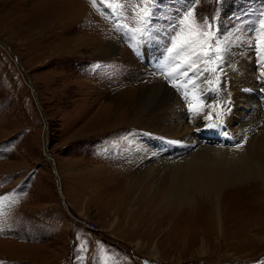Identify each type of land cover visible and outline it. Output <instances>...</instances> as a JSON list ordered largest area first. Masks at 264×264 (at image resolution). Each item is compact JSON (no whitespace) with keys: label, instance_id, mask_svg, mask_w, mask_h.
<instances>
[{"label":"rangeland","instance_id":"1","mask_svg":"<svg viewBox=\"0 0 264 264\" xmlns=\"http://www.w3.org/2000/svg\"><path fill=\"white\" fill-rule=\"evenodd\" d=\"M49 1L0 0V264H264V241L247 238L255 229L264 236L256 184L222 192L219 232L199 198L194 207L169 211L160 202L146 212L143 204L158 190L128 182L127 174L145 168L149 137L124 123L104 133L97 129L114 115L108 94L136 83L168 85L165 76L146 71V62L176 49L213 85L212 92L193 93L195 99L211 98L217 102L212 111L220 106L224 114L237 48L251 51L254 69L264 57V0H152L145 21L137 15L145 7L140 0H117L120 8L109 6L112 0L96 7L91 0H65L81 11L68 33L42 40L22 31L27 12L20 7L46 11L58 0ZM193 19L212 25L209 46L184 43ZM173 78L179 87L189 82L179 69ZM176 97L181 100V93ZM122 109L116 108L115 121ZM198 121L194 127L201 130Z\"/></svg>","mask_w":264,"mask_h":264},{"label":"bare ground","instance_id":"2","mask_svg":"<svg viewBox=\"0 0 264 264\" xmlns=\"http://www.w3.org/2000/svg\"><path fill=\"white\" fill-rule=\"evenodd\" d=\"M47 1L49 0H46L48 4L50 1ZM54 4L48 5L46 11L39 12L20 7L22 12H27L21 16L25 19L22 31L27 30L28 34L42 40H48V33H58L60 36L67 32V28L71 26L69 23L81 11L76 7L71 8L70 2L65 0H58ZM20 8L12 9L10 17ZM75 8L77 11L74 13L72 11ZM115 47L114 44L105 45V51H112ZM261 50L259 49V54ZM250 53L244 46L237 48V55L240 56H236V69L230 73L231 85L226 88L224 96V114L220 106L218 113L212 111L217 102L211 98L207 102L195 99L193 93L198 94L205 88L212 92L213 85L208 83L202 69H192L187 62L181 60L179 49L173 53H165L161 58L150 57L146 62V71L155 73L149 69L148 64L158 67V75L165 76L168 85L163 81L146 85L136 83L116 96L108 94L112 99L110 101L114 103V115L108 120L106 118L104 126L97 128L98 133L112 131L124 123L128 127L126 130H139L149 137L150 147L145 152L150 157L145 162V168L128 173V177L124 176L128 182H146L152 189L157 188L153 198L143 204L146 212L152 213L155 203L160 202L167 204L169 211L177 207H192L199 198L202 199V206L208 205L219 232L223 222V198L220 195L225 190L245 184L258 186L259 189L256 190L260 203L257 198L255 201L264 212V95H261L264 93V57L257 62L259 68L254 69V59L249 57ZM228 55L230 54L226 56ZM178 69L189 78L187 85L177 86L173 72ZM191 83L193 86L188 89ZM176 91L181 93L183 101L176 97ZM118 106L123 109L120 118L115 121ZM190 106L196 107L198 111L193 112ZM198 119H202L201 130L194 127L199 122ZM212 128L215 133L210 135L212 133L208 130ZM205 134L209 135L207 139ZM134 203L135 200L130 203V212L134 209ZM254 231L247 234V238L255 242L264 241V236L260 235L258 229ZM138 247L139 244H136L135 248ZM150 254L154 258L158 257L156 246H152Z\"/></svg>","mask_w":264,"mask_h":264},{"label":"snow or ice","instance_id":"3","mask_svg":"<svg viewBox=\"0 0 264 264\" xmlns=\"http://www.w3.org/2000/svg\"><path fill=\"white\" fill-rule=\"evenodd\" d=\"M94 7L100 2V0H91ZM140 2L144 3L145 7L137 10V15L139 16L141 21H145L147 17L151 14V6H152V0H140ZM114 8H120L122 5L117 2V0H112V3L109 6H113ZM193 13L190 11L188 12L184 18L183 21H188L189 17H192ZM192 32L189 34L190 39L186 40L184 43L186 45L193 44V43H202V46H209V40L214 35V33L211 31L212 25L205 21L202 25L196 24L195 20H192ZM264 27V25H262ZM207 54V53H205ZM191 110L193 112L198 111V109L194 106H190Z\"/></svg>","mask_w":264,"mask_h":264},{"label":"water","instance_id":"4","mask_svg":"<svg viewBox=\"0 0 264 264\" xmlns=\"http://www.w3.org/2000/svg\"><path fill=\"white\" fill-rule=\"evenodd\" d=\"M0 46H2V47H5L3 44H1L0 43ZM33 98H34V100H35V102L37 103V98H36V96L33 94ZM46 158L51 162V166L53 167V173L56 175V172H55V169H54V164H53V160H52V158L50 157V156H46ZM59 188V187H58ZM61 198H62V196H61ZM62 202H63V199H62ZM63 204H64V202H63Z\"/></svg>","mask_w":264,"mask_h":264},{"label":"built area","instance_id":"5","mask_svg":"<svg viewBox=\"0 0 264 264\" xmlns=\"http://www.w3.org/2000/svg\"><path fill=\"white\" fill-rule=\"evenodd\" d=\"M86 227H88V226H86Z\"/></svg>","mask_w":264,"mask_h":264}]
</instances>
